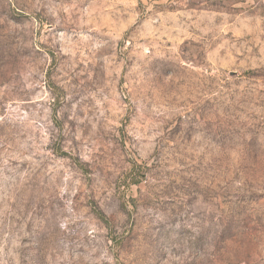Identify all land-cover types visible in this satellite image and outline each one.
<instances>
[{
	"label": "rangeland",
	"instance_id": "rangeland-1",
	"mask_svg": "<svg viewBox=\"0 0 264 264\" xmlns=\"http://www.w3.org/2000/svg\"><path fill=\"white\" fill-rule=\"evenodd\" d=\"M0 264H264V0H0Z\"/></svg>",
	"mask_w": 264,
	"mask_h": 264
}]
</instances>
